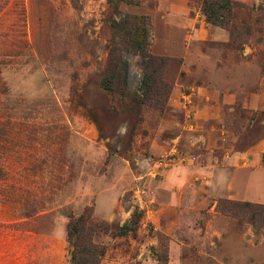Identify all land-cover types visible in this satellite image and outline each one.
<instances>
[{
  "label": "rangeland",
  "instance_id": "374dc122",
  "mask_svg": "<svg viewBox=\"0 0 264 264\" xmlns=\"http://www.w3.org/2000/svg\"><path fill=\"white\" fill-rule=\"evenodd\" d=\"M0 0V264H69L86 208L98 264H264V0ZM167 60L161 110L110 78L113 22ZM126 88L138 95V56Z\"/></svg>",
  "mask_w": 264,
  "mask_h": 264
},
{
  "label": "trees",
  "instance_id": "16d2710c",
  "mask_svg": "<svg viewBox=\"0 0 264 264\" xmlns=\"http://www.w3.org/2000/svg\"><path fill=\"white\" fill-rule=\"evenodd\" d=\"M135 4V0H122ZM232 2L228 0H203L202 12L207 19L218 21L217 13L221 10L230 12ZM113 45L110 49V78L104 81L106 90L113 92L112 80L114 71H119L121 79L118 89L121 97L135 100L137 104H147L161 110L168 93V86L162 79V68L167 60L152 56L148 50L150 25L143 16H121L113 22ZM123 52H132L138 56V66L142 72L138 95H134L126 88L125 76L128 72V63ZM221 212L237 215L251 213L253 220L259 222V227L264 229V205H254L248 202L225 203L218 202ZM92 210L86 208L80 215L72 219L67 226V238L71 250L69 264H98L104 253V248L94 241V236L101 232L99 226L93 223ZM158 264H167L165 259Z\"/></svg>",
  "mask_w": 264,
  "mask_h": 264
}]
</instances>
